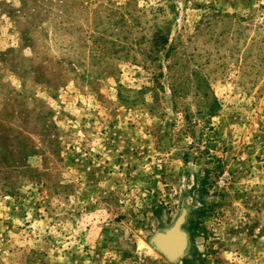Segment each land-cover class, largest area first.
<instances>
[{
    "label": "rangeland",
    "instance_id": "rangeland-1",
    "mask_svg": "<svg viewBox=\"0 0 264 264\" xmlns=\"http://www.w3.org/2000/svg\"><path fill=\"white\" fill-rule=\"evenodd\" d=\"M183 206L264 264V0H0V264H172Z\"/></svg>",
    "mask_w": 264,
    "mask_h": 264
},
{
    "label": "water",
    "instance_id": "water-1",
    "mask_svg": "<svg viewBox=\"0 0 264 264\" xmlns=\"http://www.w3.org/2000/svg\"><path fill=\"white\" fill-rule=\"evenodd\" d=\"M190 212L188 207L183 206L170 227L158 230L150 238V245L172 264H177L189 254L192 236Z\"/></svg>",
    "mask_w": 264,
    "mask_h": 264
},
{
    "label": "trees",
    "instance_id": "trees-1",
    "mask_svg": "<svg viewBox=\"0 0 264 264\" xmlns=\"http://www.w3.org/2000/svg\"><path fill=\"white\" fill-rule=\"evenodd\" d=\"M168 1H172V0H168ZM173 10L174 6H171ZM169 31L168 33L163 32L162 30H158V32L155 34L154 39H153V44H154V51L156 54L162 52V51H167V45L169 44ZM172 47L173 45L171 44V47H169L168 51H167V55H170L172 52ZM215 110H214V106H210V112H209V116L212 117L214 116ZM203 213H200L198 216V219L201 218L203 216ZM191 229L193 230V236H197L200 235L202 230L199 228V223L198 220H196L194 222V220H191Z\"/></svg>",
    "mask_w": 264,
    "mask_h": 264
},
{
    "label": "built area",
    "instance_id": "built-area-1",
    "mask_svg": "<svg viewBox=\"0 0 264 264\" xmlns=\"http://www.w3.org/2000/svg\"><path fill=\"white\" fill-rule=\"evenodd\" d=\"M222 183H225L224 180L222 181Z\"/></svg>",
    "mask_w": 264,
    "mask_h": 264
}]
</instances>
